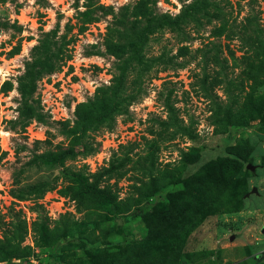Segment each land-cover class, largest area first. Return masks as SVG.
Masks as SVG:
<instances>
[{
    "label": "rangeland",
    "instance_id": "1",
    "mask_svg": "<svg viewBox=\"0 0 264 264\" xmlns=\"http://www.w3.org/2000/svg\"><path fill=\"white\" fill-rule=\"evenodd\" d=\"M88 255L264 264V0H0V264Z\"/></svg>",
    "mask_w": 264,
    "mask_h": 264
},
{
    "label": "trees",
    "instance_id": "2",
    "mask_svg": "<svg viewBox=\"0 0 264 264\" xmlns=\"http://www.w3.org/2000/svg\"><path fill=\"white\" fill-rule=\"evenodd\" d=\"M88 259L91 264H102L103 260L101 259L100 261L96 262L93 256L88 255Z\"/></svg>",
    "mask_w": 264,
    "mask_h": 264
},
{
    "label": "water",
    "instance_id": "3",
    "mask_svg": "<svg viewBox=\"0 0 264 264\" xmlns=\"http://www.w3.org/2000/svg\"><path fill=\"white\" fill-rule=\"evenodd\" d=\"M247 169H249V170H253L254 168L251 167V166H247Z\"/></svg>",
    "mask_w": 264,
    "mask_h": 264
}]
</instances>
